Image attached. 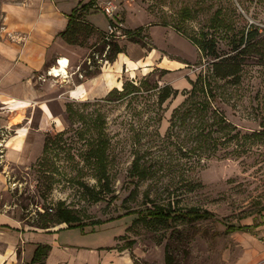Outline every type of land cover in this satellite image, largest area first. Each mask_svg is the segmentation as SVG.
Instances as JSON below:
<instances>
[{"label":"rangeland","instance_id":"rangeland-1","mask_svg":"<svg viewBox=\"0 0 264 264\" xmlns=\"http://www.w3.org/2000/svg\"><path fill=\"white\" fill-rule=\"evenodd\" d=\"M16 1L0 0V39L5 6ZM87 1L62 0V5L71 12ZM99 1L85 14L101 29L115 25L118 36L112 39L120 46L124 40L132 41L125 32L135 31L140 44L146 45L139 57L152 47L157 50H150L145 59L122 52L116 57L120 59L111 61L104 56L107 47L102 52L103 31L87 40L88 55L96 51L93 59L98 67L87 61L81 65V78L90 77L88 71L102 73L104 65L107 71L120 60L118 68L110 69L114 75L125 71L123 79H118L120 87L107 97L72 101L80 113L74 115V123L67 112H56L57 124L49 132L66 131L43 166L39 162L26 168L8 164L18 186L7 187L3 193L2 199L11 204L7 210L40 226L67 224L58 222L61 206L72 210L83 224L102 220L103 224L89 226L87 235L82 227L66 234L73 241L86 235L88 243L106 242L114 236L136 264H166L167 249L174 264H228L233 233L227 226L244 221L264 206V63L248 60L240 83H227L214 77L210 61L192 40L164 22L179 20L182 8L190 7L193 16L182 25L189 33H199L208 29L220 10L228 25L210 32L217 36L220 49L227 51L232 33L252 24L264 29V0ZM108 1L116 6L112 18L104 9ZM134 48L139 47L132 44V54ZM199 73L208 90L184 94ZM131 79L137 83L122 87ZM165 85L178 89L179 94L160 104V88ZM23 115L13 118L20 122ZM101 124L109 139V190L98 181L97 166L86 158L88 140L97 135L96 126ZM23 131L28 129L12 136L10 148H21L11 146V141ZM84 186L98 190L100 200H94ZM161 207L179 215L167 222L136 221L140 213ZM194 210L209 213L197 220L183 215Z\"/></svg>","mask_w":264,"mask_h":264},{"label":"crops","instance_id":"crops-1","mask_svg":"<svg viewBox=\"0 0 264 264\" xmlns=\"http://www.w3.org/2000/svg\"><path fill=\"white\" fill-rule=\"evenodd\" d=\"M4 11V34L0 39V124H12L15 128L13 136L22 128L28 129L27 133L23 131L11 141V146L21 148L12 149L8 143L6 149L7 164L26 168L42 154L45 133L54 130V124H57L56 112H66L67 104L74 100L107 97L111 89L120 87L119 80L123 79L125 71L112 74L110 69L118 68L119 60L114 66L109 65L107 71H103L104 65L102 73L81 78L77 69L88 59L90 49L87 43L72 45L59 35L66 28L71 13L64 9L62 0H19L7 3ZM86 18L96 31L107 33L108 29H101L88 14ZM91 39L95 40L97 36ZM132 44L139 47L134 48L133 54ZM121 48L123 53L135 59H145L150 50H157L152 47L139 57L145 47L127 40L122 42ZM58 58L69 59L67 74L49 73L53 67H58ZM18 113L24 114L20 122L13 118ZM6 189L7 174L1 172L0 264H29L40 245H50L47 256L42 257L45 264H136L128 248L118 245L114 236L106 242L88 243L85 237L91 225L82 227L86 235L80 241H73L66 234L73 230L68 224L43 228L13 216L7 210L10 201L2 199ZM231 225L236 229L231 230ZM227 231L233 233L228 264H264V206L244 221L229 224Z\"/></svg>","mask_w":264,"mask_h":264},{"label":"trees","instance_id":"trees-1","mask_svg":"<svg viewBox=\"0 0 264 264\" xmlns=\"http://www.w3.org/2000/svg\"><path fill=\"white\" fill-rule=\"evenodd\" d=\"M96 0H89L86 3H81L76 6L71 13L68 15V24L64 30H62L59 35L69 44L72 45H84L87 40L93 36L96 32V27L86 18V12L90 11L95 5ZM82 8V11L80 10ZM179 20L174 22H164L165 24L171 25L176 31L185 35L187 38L192 40L196 46L201 51L202 55L206 57L211 64L212 74L215 78L226 81L227 83L237 85L241 81V73L243 71L244 65L250 59H256L260 63H264V29L260 28L257 25L252 24L247 29H242L240 31L232 33V35L228 38L229 49L227 51L221 50L219 47V40L216 35L210 32L211 28L224 27L228 25V21L223 15L221 11L218 10L214 16L211 18L210 23L208 24L207 30H202L199 33H189L185 26L182 25L185 23L186 19H190L193 16V10L189 7L182 8L179 14H177ZM182 20V22L180 21ZM141 29L142 28H138ZM263 30V31H262ZM135 31L130 33L125 32L127 37L134 41H140L135 36ZM105 40L102 44V52L105 50V47H109L106 53L105 58L111 61H114L117 55L123 51L118 41L110 39L107 40V33H104ZM131 34V35H130ZM144 47L145 44H142ZM96 51H93L88 58L91 59V63H95L93 59ZM88 59L83 63L87 65ZM96 67L97 64H94ZM101 68V67H100ZM98 72L96 71H88V74L93 76ZM202 73H199L197 76V80L193 83L191 89L183 90V93L186 95L194 94V90H208V84L204 81ZM134 82H126L124 85H132ZM202 83L200 88L199 84ZM135 84V83H134ZM205 85V88H204ZM133 86V85H132ZM123 87V86H122ZM114 89V88H113ZM113 89H111L113 91ZM110 91L109 95L112 94ZM179 94L178 89H173L170 85H165L160 88L159 93V102L163 104L168 98L172 95ZM108 95V96H109ZM86 103H84V106ZM67 115L71 122L74 123V115L80 116L78 110L74 108V104H67ZM81 118L86 119L82 114ZM89 122V121H88ZM98 129L97 135L93 136L91 140H88L89 149L87 151L86 158L92 160V164H95L98 168L97 179L98 181H102V185L104 190L110 189V176L106 170L107 163V146L109 145V139L104 131V126L102 124L96 126ZM66 130L57 132L56 134H51L50 132H46L45 140L43 145L42 154L38 157L36 162L46 163L49 161L50 152H52L55 146L60 145V139L63 137V134ZM62 140V139H61ZM41 164V166H43ZM86 190L94 197V200H100L101 196L98 190L95 188H89L88 186H84ZM58 222H66L68 224V228H77L84 227L86 225H99L103 224L104 221L96 220L90 224L82 223L77 215H75L72 210L67 208H62V206L58 209ZM175 211L166 210L165 208H156L151 209L148 213H140L137 217V220H145V219H157L159 221L167 222L172 218H175ZM209 212H195L194 211H186L183 213L184 216L188 220H197L201 218L207 217ZM41 227L48 228L50 227L48 223L42 224ZM231 230L236 229L235 226H229ZM50 250V245H40L34 252L33 259L29 264H45L42 257H46ZM166 264H174V259L169 254L168 249L166 251Z\"/></svg>","mask_w":264,"mask_h":264},{"label":"built area","instance_id":"built-area-1","mask_svg":"<svg viewBox=\"0 0 264 264\" xmlns=\"http://www.w3.org/2000/svg\"><path fill=\"white\" fill-rule=\"evenodd\" d=\"M104 9H105L106 13L112 18L114 11L116 9V6L112 1H108L107 5L104 7ZM117 31H118L117 27L113 24H110L108 26V32H107L106 39L110 40V39H112V37H117L118 36V35H116ZM125 36H126V34H125ZM108 48L109 47H107V50H108ZM104 56H106V54H104ZM64 59L65 58H58L57 59V65L59 68L63 67L62 61ZM101 59L104 60L103 57ZM66 60H68L66 63V69H67L69 67V59H66ZM88 62H89V64H92L91 59H89V58H88ZM77 70L80 71L79 75L82 77L81 66H79ZM49 73L52 74V69L49 71ZM1 110H6V109H5V107H1ZM14 132H15V128L12 124H6V125L0 124V173L6 172V174H7V187H11L12 189H14L15 187L18 186V182L15 179H13V181H12V178L10 176V172H7L8 164L6 162V149L8 147V142L11 139V137L13 136Z\"/></svg>","mask_w":264,"mask_h":264},{"label":"bare ground","instance_id":"bare-ground-1","mask_svg":"<svg viewBox=\"0 0 264 264\" xmlns=\"http://www.w3.org/2000/svg\"><path fill=\"white\" fill-rule=\"evenodd\" d=\"M68 60L64 59L62 61V64H63V67L59 68V67H53L52 68V74L53 75H56V76H59L61 74H67V69H66V63H67ZM67 78V77H66Z\"/></svg>","mask_w":264,"mask_h":264}]
</instances>
